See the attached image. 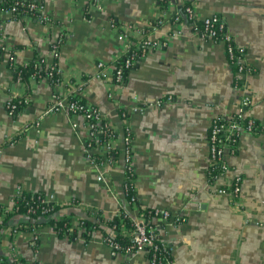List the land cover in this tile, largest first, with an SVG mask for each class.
Segmentation results:
<instances>
[{
    "label": "crops",
    "instance_id": "0c3cea01",
    "mask_svg": "<svg viewBox=\"0 0 264 264\" xmlns=\"http://www.w3.org/2000/svg\"><path fill=\"white\" fill-rule=\"evenodd\" d=\"M36 1L49 22L1 14L8 50L0 62V220L2 207L12 210L19 190L43 191L62 206L55 218H69L78 231L60 236L46 224L14 234L13 226L27 221L18 214L0 233L1 255L38 264H151L145 251L113 255L100 229L88 239L82 235L80 222L94 219L91 210L105 219L122 210L138 217L139 210L126 197L123 155L113 165L91 163L84 152L85 118L49 111L55 96L74 92L120 136L131 132L140 203L184 218L153 219L176 264H264V131L242 133L237 152L226 154V173L214 181L208 174L215 116L239 111L248 93L246 115L264 128V0H169L171 15L191 3L199 20L224 18L252 67L241 87L233 85L225 44L202 37L184 15L179 31L171 20L151 27L163 17L159 0H103L91 18L85 16L87 0ZM130 25L149 28V39L168 45L140 58L123 84L95 77L98 61L115 65L123 56L127 42L121 35ZM60 35L61 80L31 81L27 94L14 79L11 50L16 63L27 64L47 54ZM85 83L83 90L77 87ZM14 95H26L29 104L11 116L7 102ZM236 175L243 178L239 195L220 192Z\"/></svg>",
    "mask_w": 264,
    "mask_h": 264
},
{
    "label": "built area",
    "instance_id": "2783aa9c",
    "mask_svg": "<svg viewBox=\"0 0 264 264\" xmlns=\"http://www.w3.org/2000/svg\"><path fill=\"white\" fill-rule=\"evenodd\" d=\"M87 1L88 3L85 6V16L91 18L93 17L92 10L100 9L103 0ZM20 6L26 7L22 9V7L19 8ZM26 12L37 13L40 19L39 21L41 22H49L50 20L44 10L43 4L33 0H17L12 8L2 11V14L6 13L11 18L15 17L14 15L17 13L19 18L30 17L26 15ZM183 15L188 21L193 23L194 29L202 37L221 41L225 44L227 59L234 69L233 85L235 87H241L245 75L252 71V67L248 62L246 47L236 42L233 35L228 31L224 18L219 14L204 17L203 19H200L202 24L199 27L196 23L199 19L195 16L193 5L191 3L186 5ZM183 15H181V13L171 15L169 11L163 10V17L158 19L154 25L162 24L165 20H171L175 25L176 30L179 31L181 23L183 22ZM112 26H116V22L113 21ZM124 28L127 31H123L121 38H125L127 44L123 56L120 58L124 59V61L119 65H109L105 61H98L96 63L97 70L94 74L95 77L109 80L115 84H123L127 77L125 76V70H130L133 65L150 50L163 49L168 45L167 40L149 39L148 33L145 30L136 28L133 25ZM5 38L6 35L3 29V20L0 19V48L3 50V53H5L7 49L4 45ZM62 44V35L56 37L54 41H52L50 51L47 54L41 55L40 61L36 64V67H40V71H38L40 73L37 74L36 72L33 74L32 81H35L34 79H36V77L48 80L55 75L61 76V72L58 68V58L60 56ZM113 69L116 70L115 73H113ZM16 83L23 84L20 76L16 79ZM18 96L20 95H17V97ZM15 97V95L11 96L7 102V109L11 116H13L16 107L13 103ZM27 99L28 98H26V100ZM251 102V96L246 93L241 99L239 111L227 116L217 115L212 119L208 133L211 159L210 167H220V175L225 174L229 169L226 161V154H235L237 152L241 134L244 132L256 133L259 130L257 121L246 115V109L250 106ZM49 111H65L71 116H83L88 131L84 145L86 157L91 163L103 167L116 164L119 157L123 155L125 161V192L127 193L128 190H132L137 194V186L135 182L136 173L134 168V140L129 130L125 129L122 136H120L119 132L111 126L98 108H94L93 111L88 112L85 105L81 106L77 102H71L68 97H62L59 95L55 96L53 104L49 107ZM121 115L125 118L127 116V111L123 109ZM100 135L105 136L104 142H101ZM119 139L122 143V150L120 145L117 144V140ZM98 155H102V159H98ZM242 181V176L236 175L228 185H225L220 189V192L232 193L234 196H238L241 190ZM20 191L21 190L18 191V195H20ZM134 198L136 197L134 196ZM46 201L53 200H49L46 197ZM53 208L54 205H52L50 209ZM150 214H152V221L155 218H163L174 223L184 219L180 216L173 217L167 210L152 209ZM134 219L133 228L122 225V233L132 241V246L126 248V250L122 252L119 244L114 242L113 239V235L117 233L115 229L110 235L104 236L105 242L110 246L113 255L118 253L131 255L137 251H145L151 264H157L159 254L162 252H169L168 244L162 239L158 232V228L155 225H148V220H146L144 216L139 214L138 217H134ZM3 260V256L0 253V264ZM167 263L176 264L173 257L168 260ZM29 264L38 263L29 262Z\"/></svg>",
    "mask_w": 264,
    "mask_h": 264
},
{
    "label": "trees",
    "instance_id": "16d2710c",
    "mask_svg": "<svg viewBox=\"0 0 264 264\" xmlns=\"http://www.w3.org/2000/svg\"><path fill=\"white\" fill-rule=\"evenodd\" d=\"M33 1H36V0H33ZM159 1H160L159 4L161 8L164 11H168L169 10V0H159ZM16 2L17 0H0V19H1L2 11L12 8L16 4ZM186 5L184 6L182 10L181 15H183ZM21 7L23 9L26 6H20L19 8ZM26 15L32 17L35 20H40L38 14L35 12L34 13L26 12ZM14 16L15 17L13 18H19L18 13ZM182 19H184L183 16H182ZM196 23L198 24L199 27L202 24L200 20H197ZM154 26L155 25L153 23L151 27H154ZM148 30L149 28L145 29L147 33H148ZM7 50L8 49H6V51ZM11 53H12L11 54L12 60L10 62V66L13 71L14 79L16 80L19 76L21 77L23 84L26 87V92L28 94L31 88V84H32L31 83L32 75L35 74L36 72L37 74L40 73L38 72L40 71L39 70L40 67L39 66L36 67V64L40 61L41 56L35 57L33 60H31L27 64H18L14 61V53L12 50H11ZM3 55H4L3 50L0 48V62L3 60ZM123 61L124 59H120L119 62H117L116 64L119 65ZM130 70H125V76L128 75ZM112 71L113 73L116 72L115 69H113ZM34 80L37 83L43 79H41L40 77H36V79ZM48 80H50L52 83H57L61 79H60V76L55 75L53 77H50ZM86 84L87 83H85L84 85L78 84L77 87L83 90ZM26 98H27L26 95H20L18 97L16 96L13 99V103L16 105L14 112H13V116H16L20 111H22V109H24L29 104V99L26 100ZM68 99L71 102H77L81 106L85 105L86 110L88 112L93 111L94 108H97L96 106L87 103L84 97L81 96L79 93H74V92L70 93V95L68 96ZM257 124L259 125V131H264V128L261 127L258 122ZM100 140L101 142H104L105 136L100 135ZM98 159H102V155H98ZM208 174H209L210 181H214L216 178L220 176L221 169L218 166L209 167ZM134 196L136 198H134ZM126 197L128 201L135 208L139 209V214L141 216H144L146 220H148V225H155L152 221V214H150V211L153 208L143 206L138 200L137 194L132 190L127 191ZM13 200H14V206L12 210H8L4 206L1 209L2 219L0 220V233L5 227L9 225V221L11 220V218H13V216L22 214L25 217H27V221L21 222L17 227L13 226V230H14L13 233L14 232L16 233L17 230L18 231L35 230L39 228L40 226L48 224V225L53 226L55 230L58 231L60 236L69 234L71 237H74L77 235L78 229L71 228L72 224L69 218H64L62 220L55 218V215H54L55 212L61 209L62 206L56 204L54 201H46V194L43 191L29 192V191L21 190L20 195L17 194ZM52 205H54V208L50 209ZM90 214L95 215L94 219H89V218L82 219L80 222V226H79V228L80 227L82 228V235L85 238L88 239L92 235L93 231L97 229L102 230L104 236L110 235L112 233L111 230L113 231L115 229L117 233L113 235V239H114V242L119 244L120 250L123 252L126 250V248L132 246V241H130V239L122 233V225H124L125 227L133 228L134 221H135L134 217H132L131 215H129L123 210L119 214L114 216L112 219L103 218L101 212L96 211V210H91ZM170 250L171 249L169 246V252L167 251V252H162L159 254V259H158L157 264H168L167 261L172 259ZM3 259L4 260L1 264H29V262L25 261L24 259H20L18 261L16 260L13 262L8 261L5 257H3Z\"/></svg>",
    "mask_w": 264,
    "mask_h": 264
}]
</instances>
